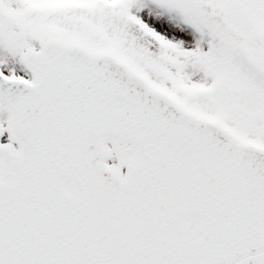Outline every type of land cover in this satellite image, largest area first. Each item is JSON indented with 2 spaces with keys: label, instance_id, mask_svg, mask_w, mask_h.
Returning a JSON list of instances; mask_svg holds the SVG:
<instances>
[{
  "label": "snow or ice",
  "instance_id": "6c2138e0",
  "mask_svg": "<svg viewBox=\"0 0 264 264\" xmlns=\"http://www.w3.org/2000/svg\"><path fill=\"white\" fill-rule=\"evenodd\" d=\"M0 264H264V0H0Z\"/></svg>",
  "mask_w": 264,
  "mask_h": 264
}]
</instances>
